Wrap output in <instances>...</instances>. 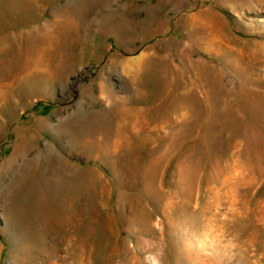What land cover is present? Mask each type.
Returning a JSON list of instances; mask_svg holds the SVG:
<instances>
[{
	"label": "rangeland",
	"instance_id": "obj_1",
	"mask_svg": "<svg viewBox=\"0 0 264 264\" xmlns=\"http://www.w3.org/2000/svg\"><path fill=\"white\" fill-rule=\"evenodd\" d=\"M0 264H264V0H0Z\"/></svg>",
	"mask_w": 264,
	"mask_h": 264
},
{
	"label": "bare ground",
	"instance_id": "obj_2",
	"mask_svg": "<svg viewBox=\"0 0 264 264\" xmlns=\"http://www.w3.org/2000/svg\"><path fill=\"white\" fill-rule=\"evenodd\" d=\"M39 77H42V76H36L35 78L37 79V78H39ZM31 78V77H30ZM119 114V113H118ZM75 241L76 242H74V243H77V240L75 239ZM81 245H85L86 244V242H85V240H81V241H78ZM74 245H76V244H74ZM73 245V246H74ZM77 248V247H76ZM75 257V256H74ZM76 260V259H75ZM78 260V259H77Z\"/></svg>",
	"mask_w": 264,
	"mask_h": 264
}]
</instances>
